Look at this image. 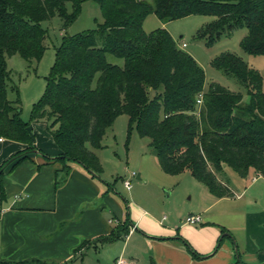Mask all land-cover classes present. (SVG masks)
<instances>
[{
    "label": "trees",
    "instance_id": "obj_1",
    "mask_svg": "<svg viewBox=\"0 0 264 264\" xmlns=\"http://www.w3.org/2000/svg\"><path fill=\"white\" fill-rule=\"evenodd\" d=\"M90 1L100 7L103 24L63 39L45 92L31 113L33 122L51 121L48 131L61 152L53 162L63 166V173H69V162H76L100 175L94 151L103 148L107 129L125 115L139 137L149 139L165 175L189 172L216 199L233 197L221 178L224 167L240 178L250 170L264 178V78L239 57L223 54L212 67L235 79L247 92L248 103L242 104L240 93L216 84L204 92L203 71L167 31L158 28L147 34L142 29L150 13L162 23L208 16L213 20L196 32V40L212 45L223 33L245 29L241 50L264 56V0H152L151 5ZM79 10V0H0V139L25 146L0 166V203L6 198V169L35 151L16 87H10L16 99L7 98L5 58L20 55L28 62L39 61L45 49L40 23L58 16L65 29ZM108 55L121 65L109 62Z\"/></svg>",
    "mask_w": 264,
    "mask_h": 264
},
{
    "label": "crops",
    "instance_id": "obj_2",
    "mask_svg": "<svg viewBox=\"0 0 264 264\" xmlns=\"http://www.w3.org/2000/svg\"><path fill=\"white\" fill-rule=\"evenodd\" d=\"M159 24L164 29L166 23ZM32 139L35 151L4 173L1 263L264 264V178L251 170L236 182L221 177L232 198L216 199L197 182L200 187L187 188L196 202L183 219H158L155 199L139 194L147 178L132 190L123 210L112 185L100 175L76 162H69V173H63V166L53 162L61 152L47 131L34 130ZM24 150L0 140V166ZM190 215L201 216L202 222L185 224ZM223 239H228L224 257L217 259Z\"/></svg>",
    "mask_w": 264,
    "mask_h": 264
},
{
    "label": "rangeland",
    "instance_id": "obj_3",
    "mask_svg": "<svg viewBox=\"0 0 264 264\" xmlns=\"http://www.w3.org/2000/svg\"><path fill=\"white\" fill-rule=\"evenodd\" d=\"M79 1V13L67 28L64 29L63 22L58 16L40 23V28L44 32L43 46L45 49L39 61L28 62L20 55L5 58V64L10 73L6 90L7 98L10 101L16 99L15 93L10 89V87H16L21 104V118L28 124L31 136L38 128L49 133L51 121L33 122L31 113L34 105L39 102L45 92L47 79L55 64L56 52L61 47L63 39L95 30L98 25L103 24L101 9L96 3L90 0ZM138 1L152 4V0ZM66 9L71 12V5L67 4ZM212 20L213 18L208 16H188L167 22L164 29L172 37L176 46L191 56L203 71L204 92L211 84H216L227 91L240 93L243 97L242 104H247L248 96L245 89L235 79L227 77L220 70L213 68L211 63L223 54H232L239 57L250 70L264 78V56H250L241 50V40L247 33L245 29L223 33L212 45H208L205 40H196V32ZM159 23L160 21L155 15L147 14L143 19L142 29L148 34L159 28ZM183 43L186 45L185 47H181ZM107 59L118 65L122 63L110 55L107 56ZM102 147L101 150L94 151L102 166L100 177L112 185L111 192L123 210H125L124 201H129V194L132 190L138 189V185L144 182V178L148 179V183L139 191V194L155 199L158 219L163 216L183 219L187 207L195 204V193H193V200H190L187 188L191 184L200 187L196 180L189 172L178 176L165 175L149 147V139L139 137L135 124H131L127 116L120 115L107 129L102 139ZM87 148L90 149L89 145ZM131 173L141 174V179L131 178ZM250 173L252 175L254 172L251 170ZM222 176L226 181H240L237 174L229 167H224ZM126 180L131 183L130 189L124 187L123 182ZM227 243L228 239L219 242L217 259L224 257L222 253L225 251ZM233 244L235 248L236 244ZM233 246L229 244L230 249H233Z\"/></svg>",
    "mask_w": 264,
    "mask_h": 264
},
{
    "label": "built area",
    "instance_id": "obj_4",
    "mask_svg": "<svg viewBox=\"0 0 264 264\" xmlns=\"http://www.w3.org/2000/svg\"><path fill=\"white\" fill-rule=\"evenodd\" d=\"M181 46L182 47H185L186 45L183 43V44H181ZM197 104L198 105H200L201 104V96L199 97V99L197 100ZM0 140H2V139H0ZM131 178H138V175L136 174V173H131ZM123 184H124V187L126 188V189H130V187H131V183H130V181H128V180H126V181H124L123 182ZM185 224H188V225H192V226H194V225H199L201 222H202V218H201V216H199V215H190V216H188V217H186V219H185ZM114 264H128V263H126L124 260H122V259H118V260H116L115 262H114Z\"/></svg>",
    "mask_w": 264,
    "mask_h": 264
}]
</instances>
